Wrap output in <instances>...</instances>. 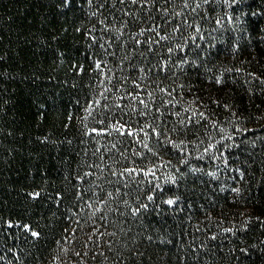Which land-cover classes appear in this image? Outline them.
Listing matches in <instances>:
<instances>
[{
  "label": "trees",
  "instance_id": "obj_1",
  "mask_svg": "<svg viewBox=\"0 0 264 264\" xmlns=\"http://www.w3.org/2000/svg\"><path fill=\"white\" fill-rule=\"evenodd\" d=\"M0 264H264V0H0Z\"/></svg>",
  "mask_w": 264,
  "mask_h": 264
},
{
  "label": "snow or ice",
  "instance_id": "obj_2",
  "mask_svg": "<svg viewBox=\"0 0 264 264\" xmlns=\"http://www.w3.org/2000/svg\"><path fill=\"white\" fill-rule=\"evenodd\" d=\"M131 2H132V3H136L137 0H131ZM189 26H190V25H189ZM168 51L171 52L172 49L169 48ZM99 67H100V65L98 64V65H97V68H99ZM217 82H219V81H217ZM141 103H143V101H141ZM194 115H195V113H194ZM200 115L203 116V113H200ZM181 123H183V121H181ZM113 127H114V129H115V131H116L117 133H119V134H121V135H124V134H125V132H124V128H125V126H124L123 124H120L119 127H116L115 125H114ZM127 135H128V136H133V135H135V133H133L132 131H128V132H127ZM145 147H147V145H145ZM128 171H129V172H134V171H136V169H128ZM31 195H33V196H39V193H33V194H31ZM149 199H151V197H149ZM167 203H168V204H172L173 201H172V200H168ZM32 235H33V236H37L38 233H36V232H32Z\"/></svg>",
  "mask_w": 264,
  "mask_h": 264
}]
</instances>
